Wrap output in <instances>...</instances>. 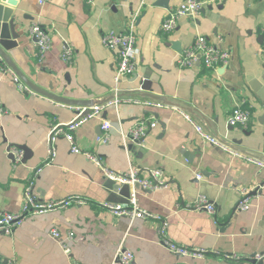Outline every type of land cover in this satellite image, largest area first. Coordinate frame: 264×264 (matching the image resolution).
<instances>
[{"label":"crops","instance_id":"0c3cea01","mask_svg":"<svg viewBox=\"0 0 264 264\" xmlns=\"http://www.w3.org/2000/svg\"><path fill=\"white\" fill-rule=\"evenodd\" d=\"M182 1L170 0L163 7L156 0H17L15 7L4 3V14L11 9L17 14L19 37L14 39L0 23V39L18 68L42 88L93 100L114 95L117 84L122 88L117 105H107L100 117L89 118L76 130L78 144L98 153L117 172L135 167L148 176L150 170L162 169L169 185L137 188L141 207L166 219L174 240L208 251L199 256L172 253L160 241L158 221L117 216L106 208L105 202H127L131 186L118 190L104 168L84 153H74L65 137L58 138L48 162L51 128L71 122L78 107H86L29 90L0 59V212L21 210L25 186L39 167L35 194L41 202L84 198L30 214L10 234L0 231V264H117L121 243L134 253L136 264H249L250 255L264 252V186L252 194L264 182V163L206 141L182 113H190L211 133L216 130L227 141L242 140L238 146L264 155V0H204L198 14L182 16L174 30L165 32L164 19ZM134 16L138 68L116 83L118 55L104 46L102 37L125 31ZM34 24L51 36L42 57L30 32ZM199 35L228 51L229 62L216 68L201 60L182 64L180 59ZM66 45L72 49L70 62L62 58ZM147 78L152 92L178 105L142 103L154 100L132 91ZM243 104L252 112L250 122L231 125L233 109ZM104 112L111 122L110 138L98 143ZM142 120L156 122L144 141L125 139ZM10 144L28 147L24 162L15 164L9 157ZM243 189L250 197L247 210L239 208ZM201 195L215 203L214 215L190 208ZM54 228L62 233L60 238L52 236ZM69 231L76 237L67 238ZM234 253L246 259L226 257ZM258 259L264 264V256Z\"/></svg>","mask_w":264,"mask_h":264},{"label":"built area","instance_id":"2783aa9c","mask_svg":"<svg viewBox=\"0 0 264 264\" xmlns=\"http://www.w3.org/2000/svg\"><path fill=\"white\" fill-rule=\"evenodd\" d=\"M43 2L44 0H40ZM214 1V0H213ZM204 0H184L178 6L171 8L168 15L162 23V30L165 32H171L174 30L178 24L179 19L182 16H191L198 14L203 6ZM137 17L134 16L129 24L128 28L122 32H108L103 35L102 43L105 47L114 50L118 55V62L116 67L115 80L116 83L122 81L124 77H128L134 74L138 68V57H139V46H138V37L135 30V22ZM30 32L36 38V45L38 49L39 56H44L46 51L50 48L51 45V36L50 33L44 29L39 24H34L30 28ZM72 49L66 45L62 51L63 60L70 62L72 60ZM230 53L226 50L219 49L215 45L211 44L208 39L199 35L194 41V44L186 51V53L180 59V62L184 65H194L196 61L201 60L206 67L216 68L221 65H226L229 62ZM13 72V70H12ZM14 73V72H13ZM15 74V73H14ZM15 80L19 82L18 76L15 74ZM27 88V86H26ZM122 88L117 84L113 88V93L115 98L102 105H94L90 107V112L84 114V108L78 107V113L74 120L64 125H55L51 128L50 134L48 137L49 142V155L50 160L53 158L56 152V142L58 138L65 137L71 146V150L74 153H84L91 161H93L98 166L104 168L107 177L113 181L122 185L131 186V191L128 195L127 202H105L104 206L111 210L117 216H128L130 218L143 217L145 219H151L158 221V232L160 234V241L166 246V248L172 253L178 255H191L199 256L208 251L205 248H197L182 244L174 240L168 232V222L166 219L162 218L160 215L152 213L141 207L139 203V198L137 194V188H143L146 190H158L161 188H166L169 185V182L165 178L164 171L160 168L152 169L149 171L148 176H144L141 173L140 169L135 167L131 168L127 172H117L108 168L105 165L102 157L93 151L84 150L78 144L75 132L80 127V125L93 117H100L105 107L109 104H118L121 99ZM140 102V101H138ZM144 104H153L156 103L158 106H162L161 102H155L150 100H144ZM184 116L188 121L195 124L197 132L208 142L217 145L221 148L230 150L231 148L220 142L210 131H208L204 126L198 125L195 123L193 116L186 112L182 111ZM252 112L250 108L239 105L234 108L230 117L229 123L233 126H245L251 120ZM156 122L148 123L145 120L139 122L135 127L131 128L129 134L125 136L126 138H132L134 141H139L144 139L147 135L149 128L155 126ZM111 128V122L107 118L102 120V132L96 138L98 143H106L110 138L109 130ZM11 152L15 157V164L20 163L24 157V151L12 147ZM262 163V162H260ZM41 167L35 169L28 180L23 197L22 208L19 212H0V231L10 234L13 232L14 228L25 220V218L30 214H40L47 212L49 210H54L58 208L66 207L74 203L84 202V198L79 195L71 196L68 198L60 200H51L48 202H41L35 194V179L39 175ZM198 178H201V174H197ZM242 194L243 198L239 202V208L242 210H247L250 207V197L248 196V189H243ZM190 208L196 210H204L210 214L216 213V205L208 197L201 195L199 196L193 204L189 205ZM52 236L55 238H60L62 233L54 228L51 232ZM76 237L74 231L67 232V238L73 239ZM64 250L66 253H70L71 249L67 243H64ZM264 254H256V258H262ZM227 258L235 262L242 261L246 259V256L241 254H227ZM250 257V256H249ZM115 261L117 264H136L134 261V253L125 248L121 243L118 247Z\"/></svg>","mask_w":264,"mask_h":264},{"label":"water","instance_id":"95a60500","mask_svg":"<svg viewBox=\"0 0 264 264\" xmlns=\"http://www.w3.org/2000/svg\"><path fill=\"white\" fill-rule=\"evenodd\" d=\"M169 2L170 0H156L155 4L156 5H160L163 7H169ZM4 3H7L11 6H17L18 2L17 0H1L0 1V23H4L2 24L3 29H7L9 27L10 32L13 36L14 39H17L19 37V33L17 32V26H18V16L17 14L11 9L8 10V12L6 14H4ZM4 41L2 39H0V59H2V61H4L10 68L11 70H13V72L18 76V78L20 80L23 81V83L27 86V88L31 91H34L38 94H41L43 96H46L54 101H57L59 103L62 104H67V105H74V106H85V110H84V114H88L90 112V107L94 106V105H102L105 103H108L110 101H112L115 96H109L105 99L102 100H93V99H77V98H69L67 96L58 94L55 91H50L47 90L45 88H42L41 86H39L36 82H34L32 79H30L28 76H26V74H24L17 66V64L14 62V60L12 59V57L7 53V51L5 50L4 46ZM179 46V45H178ZM137 77L134 78V80H136ZM148 80L150 78H147ZM51 88H53V84L50 85ZM143 90H145V92H143ZM132 94H140L141 96L145 97V98H151L154 101L157 102H163L165 104H169V105H178V104H173L172 102H168V98L165 95H161V94H156L154 92L151 91V84H150V80L148 82H141V88L137 89V90H133ZM122 96V95H120ZM135 100V98L133 99ZM190 110V109H188ZM191 111V110H190ZM103 117L106 118V114L104 112ZM212 134L223 144H225L226 146H228L229 148H231L232 150H236V152H240L243 154H246L248 156L254 157L255 159L259 160L260 162L264 163V155L262 154H256L250 150H247L243 147H240L238 145L242 144V140H239L237 138L232 139L231 141H227L226 138L220 136V134L214 130V132H212ZM144 139H141L137 142H143ZM12 147H17L21 150H25L26 153L28 152V147L25 144H10L8 146V152H9V157H11V159L14 161L15 157L14 154L11 152ZM25 157V154H24ZM21 160V162H24V158ZM116 187L118 188V190L120 188H122L123 186H127L119 184L117 182H114ZM129 186V185H128ZM264 186V182L261 183L259 186H257L255 189H253L252 194H257L261 187ZM262 254H264V252H261ZM256 254H252L250 255L249 258H247V261L249 262V264H262L263 260H259L256 257ZM240 264H246V263H240Z\"/></svg>","mask_w":264,"mask_h":264}]
</instances>
